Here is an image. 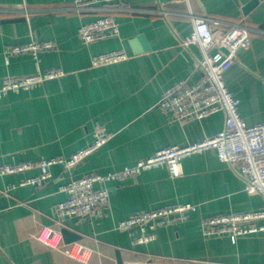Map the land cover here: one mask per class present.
Here are the masks:
<instances>
[{"label": "crops", "instance_id": "0c3cea01", "mask_svg": "<svg viewBox=\"0 0 264 264\" xmlns=\"http://www.w3.org/2000/svg\"><path fill=\"white\" fill-rule=\"evenodd\" d=\"M75 0H0V86L8 75H32L61 68L66 74L41 85L10 91L0 99V165L69 157L94 140L103 126L113 136L71 170L54 165L44 186H18L37 171L0 177V264H84L36 238L43 227L69 229L91 247L88 264H122L128 260L165 259L180 264H264V229L239 235L204 234V218L264 209V199L245 191L239 168L206 149L182 159L181 174L166 165L122 181H110V205L103 217L59 218L56 205L68 197L60 189L72 178L107 173L172 145H186L218 133L225 126L219 110L202 120L180 123L157 103L176 82L192 83L202 74L198 45L185 46L192 16L219 21L214 31L234 23L250 28L251 43L222 67L239 112L249 123L264 121V0H121L100 1L83 11ZM110 15L116 36L89 44L78 30ZM52 41L54 48L7 57L9 45ZM122 49L128 59L94 67L92 57ZM172 203L196 209L185 220L160 226L146 243L137 231L118 228L135 212ZM258 225L264 224V219ZM177 263V264H179Z\"/></svg>", "mask_w": 264, "mask_h": 264}, {"label": "built area", "instance_id": "2783aa9c", "mask_svg": "<svg viewBox=\"0 0 264 264\" xmlns=\"http://www.w3.org/2000/svg\"><path fill=\"white\" fill-rule=\"evenodd\" d=\"M104 1L111 3L121 0H75L74 9L83 11L96 7V3ZM219 21L206 16H192V30L184 39L183 44L198 45L201 50L199 61L202 69L200 77L192 83L176 82L168 87L159 99L157 106L172 119L180 123L202 120L211 114L223 110L225 126L218 133L206 136L186 145H172L155 151L152 155L139 159L133 165L107 173L93 172L81 177L72 178L60 189L68 197L60 201L55 208L59 218L65 217H103L110 205V181H122L127 177L136 176L142 171L166 165L172 176L181 174L183 158L206 149H215L218 158L239 168L245 180V191L250 194L258 193L264 199V121L249 124L239 112V101L228 88L222 67L228 61L237 57L238 51L249 47L251 43L250 28L243 23H234L226 30H213V23ZM118 22L113 16L104 15L83 24L78 33L83 43L116 36L119 33ZM52 41L32 40L26 44L9 45L6 48L7 57L20 54H32L39 63V53L54 48ZM126 51L119 49L99 53L92 57V66H102L128 59ZM66 72L61 68L38 71L32 75L13 76L4 78L0 86V99L8 92H19L22 89L36 87L46 80L62 77ZM113 136L105 127L95 130L91 144L65 157L63 155L25 160L15 163L1 164L0 177L16 173L37 171L17 184H9L2 192L9 193L18 186L32 185L42 187L52 177L51 168L61 165L67 170L74 168L80 161L99 149ZM196 209L191 203H172L149 211L135 212L121 220L118 228L130 232L137 231L135 240L146 243L156 236V230L188 217V212ZM264 219V209L249 212L226 213L209 216L203 219L202 226L207 236L229 235L235 240L239 235L254 233L264 229L258 221ZM36 238L45 245L62 251L65 255L78 262L88 264L92 248L81 241L66 243L62 232L54 227H43ZM179 263L178 261H176ZM165 259H148L145 261L128 260L122 264H177ZM180 264V263H179Z\"/></svg>", "mask_w": 264, "mask_h": 264}, {"label": "water", "instance_id": "95a60500", "mask_svg": "<svg viewBox=\"0 0 264 264\" xmlns=\"http://www.w3.org/2000/svg\"><path fill=\"white\" fill-rule=\"evenodd\" d=\"M61 232L66 243H70L81 238V236L77 235L76 233H73L69 229H62Z\"/></svg>", "mask_w": 264, "mask_h": 264}]
</instances>
